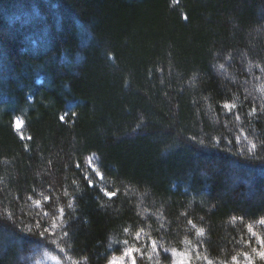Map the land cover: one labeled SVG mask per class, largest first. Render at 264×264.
I'll return each mask as SVG.
<instances>
[{"label": "trees", "instance_id": "obj_1", "mask_svg": "<svg viewBox=\"0 0 264 264\" xmlns=\"http://www.w3.org/2000/svg\"><path fill=\"white\" fill-rule=\"evenodd\" d=\"M261 219L264 0H0V264H264Z\"/></svg>", "mask_w": 264, "mask_h": 264}, {"label": "snow or ice", "instance_id": "obj_2", "mask_svg": "<svg viewBox=\"0 0 264 264\" xmlns=\"http://www.w3.org/2000/svg\"><path fill=\"white\" fill-rule=\"evenodd\" d=\"M185 19H186V17H185ZM222 107L225 110L231 112L232 109L236 107V105L235 104H232V103H229V102H225V103L222 104ZM252 111L255 112V108L252 109ZM60 120L61 121L65 120V116H63V115L60 116ZM14 124H15L16 128L19 129L22 126L23 121H22V119L20 117H16L15 120H14ZM255 146H256L255 144L252 145L253 148H255ZM88 163H89V167L94 170L95 175L97 177H99L101 180H103L104 179L103 173H101L99 171H95L96 165H94L92 163V158L91 157H89ZM77 167H79V163L77 164ZM85 179H86L88 185H94L95 184V181L91 177H86ZM117 194L118 193L116 191H108L107 189H104V195L106 197H108L109 199L116 197ZM46 199H50V198H46ZM36 203L39 204L40 201H36ZM60 211L63 214V211L64 210L61 209ZM189 223H191V221H189ZM260 223L261 224H264V219H261L260 220ZM248 228H249V231L252 232V235L257 238L258 242L261 245V248H260L259 251L254 250V251H256V255H258L261 259H264V237L259 236L255 231H253L251 225H249ZM137 236H139V233H137ZM152 243H153V247H155V242H152ZM135 252H136V249H128L127 252L124 253V255L125 256H128V255L133 254ZM245 255L247 257V264H253L252 257L251 256H248V254H245ZM232 259L235 262V264H239V261L237 260L236 257H233ZM109 264H123V260H120V261L112 260V261H109ZM131 264H136L135 255H131ZM208 264H212V262L211 261H208Z\"/></svg>", "mask_w": 264, "mask_h": 264}, {"label": "rangeland", "instance_id": "obj_3", "mask_svg": "<svg viewBox=\"0 0 264 264\" xmlns=\"http://www.w3.org/2000/svg\"><path fill=\"white\" fill-rule=\"evenodd\" d=\"M112 260H117V261L123 260V264H131V255L128 256L122 255V256L113 257L110 261ZM45 261L47 262V264H58L53 259H49V258H46ZM172 264H184V263L182 261H177Z\"/></svg>", "mask_w": 264, "mask_h": 264}, {"label": "bare ground", "instance_id": "obj_4", "mask_svg": "<svg viewBox=\"0 0 264 264\" xmlns=\"http://www.w3.org/2000/svg\"><path fill=\"white\" fill-rule=\"evenodd\" d=\"M95 173V172H94Z\"/></svg>", "mask_w": 264, "mask_h": 264}]
</instances>
